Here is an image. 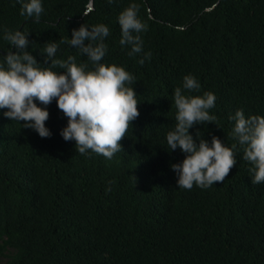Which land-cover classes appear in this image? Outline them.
Masks as SVG:
<instances>
[{
    "label": "trees",
    "instance_id": "16d2710c",
    "mask_svg": "<svg viewBox=\"0 0 264 264\" xmlns=\"http://www.w3.org/2000/svg\"><path fill=\"white\" fill-rule=\"evenodd\" d=\"M88 2L43 0L35 22L16 0H0V26L27 31L43 63L52 40L56 58L87 62L62 41L82 23L108 25L103 59L135 75L139 115L108 160L61 137L67 118L55 99L48 137L0 109V264H264V183H251L242 147L222 183L182 189L171 164L185 154L165 141L172 91L187 73L201 84L192 94L216 95V121L190 127L194 139L215 135L231 146L229 113L264 115V0H135L148 24L143 51L152 53L143 64V52L129 56L119 44L117 15L130 0ZM6 49L16 51L0 37V55Z\"/></svg>",
    "mask_w": 264,
    "mask_h": 264
},
{
    "label": "clouds",
    "instance_id": "9594fccd",
    "mask_svg": "<svg viewBox=\"0 0 264 264\" xmlns=\"http://www.w3.org/2000/svg\"><path fill=\"white\" fill-rule=\"evenodd\" d=\"M112 2L108 0L109 4ZM16 3L20 5V15L39 22L44 11L43 0H16ZM138 11L135 0L119 11V44L127 46L129 56L143 52L138 60L143 64L152 53L143 51L141 33L147 30L148 24ZM109 34L110 29L104 23H82L62 42L75 47L87 62H78L73 55L56 58L58 44L52 40L44 44L41 63L28 50L27 31L0 26V37L16 49H6L0 55L3 116L22 122V127L35 130L41 137H48L51 132L45 124L49 115L46 106L55 99L67 118L59 130L61 137L74 141L75 150L80 154L95 153L111 160L122 150L119 141L128 132L130 122L139 115V100L132 87L135 75L124 66L103 59L107 52L104 41ZM58 68L62 71H57ZM200 89L198 79L187 73L172 91L175 123L165 133V141L167 149L179 148L185 154L179 162L171 164L176 187L191 189L195 185L206 189L216 182L222 183L236 163L237 144L243 149L242 159L249 162L251 183H264V115L246 116L240 108L229 113L227 118L232 122L229 135L237 142L231 146L215 135L210 140L200 135L194 139L190 127L216 121L209 111L215 107L216 95L211 91L192 94L199 93Z\"/></svg>",
    "mask_w": 264,
    "mask_h": 264
},
{
    "label": "water",
    "instance_id": "95a60500",
    "mask_svg": "<svg viewBox=\"0 0 264 264\" xmlns=\"http://www.w3.org/2000/svg\"><path fill=\"white\" fill-rule=\"evenodd\" d=\"M92 7V0H89L88 2V8H91Z\"/></svg>",
    "mask_w": 264,
    "mask_h": 264
}]
</instances>
